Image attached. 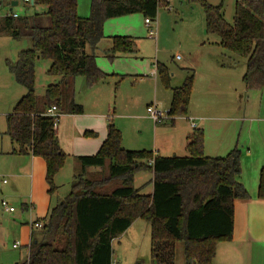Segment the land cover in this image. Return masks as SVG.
Here are the masks:
<instances>
[{
	"label": "trees",
	"instance_id": "16d2710c",
	"mask_svg": "<svg viewBox=\"0 0 264 264\" xmlns=\"http://www.w3.org/2000/svg\"><path fill=\"white\" fill-rule=\"evenodd\" d=\"M199 1L206 34L216 36L221 49L244 61L241 81L245 89L264 91V0H236L232 25L224 21L222 2L211 6ZM32 2L28 7H41L44 12L0 18V36L29 45L14 63H7L9 74L25 94L5 117V135L13 145V155L31 154L44 161L51 196L57 191L54 178L67 156L58 145L54 120L46 117L47 110L55 108L59 117L81 115L82 107L74 101L76 78H84L86 88L105 81L94 52L105 39L107 20L139 14L153 21L166 3L91 0L89 16L81 18L77 0ZM111 40V49L104 54L110 60L135 52L131 38ZM39 60L50 62L46 75L56 80L42 96L36 94ZM234 65L225 66L232 69ZM183 72L181 86L173 87L168 67L156 65L159 83L171 92L166 113L170 125L188 112L194 73ZM203 145V131L194 130L188 137L186 157L127 151L122 148L120 131L109 122L98 152L76 158L78 175L68 195L50 210L42 229L33 232L23 264H112V242L137 220L149 225L152 264H176L178 244L184 264H213L217 245L232 240L234 204L249 202L250 197L239 183L240 151L234 148L223 158H207ZM139 172L152 175L151 194L134 187ZM258 177L257 200L264 202V164Z\"/></svg>",
	"mask_w": 264,
	"mask_h": 264
},
{
	"label": "rangeland",
	"instance_id": "374dc122",
	"mask_svg": "<svg viewBox=\"0 0 264 264\" xmlns=\"http://www.w3.org/2000/svg\"><path fill=\"white\" fill-rule=\"evenodd\" d=\"M163 1L166 5L158 8L157 16L151 21L149 29L139 14L105 22L104 36L111 38L103 39L94 55L97 67L107 77L105 81L90 88L79 90L76 87L75 103L83 107V114L98 112V103L101 107V103L107 102L112 109L116 108L115 115H112L113 123L122 130L123 147L127 151H140L139 149H146L144 144L151 142V129L157 130L156 134H159L161 128H169L167 125H154L146 112L147 106L152 103L150 99L154 95V84L158 86L159 104L150 107L160 112L164 121L169 120L167 124L170 125L166 113L171 92L159 83L155 73L156 65L168 67L171 77L174 75L171 83L173 87L181 86L185 77L184 69L192 70L194 82L186 117L211 119L212 132L208 131L207 141L213 143L217 135L222 134L223 145H231L232 150L236 148L240 151L239 182L247 190L249 187L253 188L256 185L253 179L255 164L259 166L258 170L264 164V91L245 90L241 81L245 71L244 61L221 49L216 36L206 34L205 17L199 0ZM204 1L211 6L222 2L224 21L232 25L236 0ZM77 4L78 15L83 17L81 11L84 8L86 16L83 18L88 17L91 0H77ZM6 10L9 9H4V12ZM11 12L24 16L44 12V9L37 6L26 8L19 1L16 7L11 8ZM150 30L154 31V37H149ZM125 36H130L135 52L132 55L116 56L113 60L107 58L104 54L111 49V39ZM28 47L26 41L17 44L7 36H0V147H4L7 141L2 135L5 131L4 116L11 112L12 104L25 93L9 74L7 63H14L19 52ZM86 51L91 54L88 47ZM233 63L234 68H226V64ZM49 67L50 62L47 60H39L35 65L37 94L42 92L43 86L53 83L46 76ZM117 116L121 118L118 119ZM136 143L138 148H135ZM60 171L59 177L54 178L59 189L57 194L51 196L53 205L57 198L63 199L68 195L79 167L69 162ZM149 176L147 172H139L135 176L134 187L141 186V193L145 195L149 190ZM1 181L0 179V190L3 188ZM1 202L13 208L15 213L6 214L0 208V264H23L28 256L29 245L26 244L25 231H29L30 225L26 227L18 221L20 203L8 199L0 192ZM22 227L23 230H20ZM15 244L18 246L17 250L12 249ZM221 254L219 252L218 255ZM261 255L254 260H242V264H264V256ZM214 260L216 264L221 263L219 256ZM112 264H152L150 229L146 222L137 220L128 233L112 242ZM176 264H184L181 244L176 248Z\"/></svg>",
	"mask_w": 264,
	"mask_h": 264
},
{
	"label": "crops",
	"instance_id": "0c3cea01",
	"mask_svg": "<svg viewBox=\"0 0 264 264\" xmlns=\"http://www.w3.org/2000/svg\"><path fill=\"white\" fill-rule=\"evenodd\" d=\"M14 3L16 2H13V4ZM32 3L24 4L22 2L26 8L28 5H32ZM16 6L17 4L15 6L12 5V8ZM78 12L79 9L77 4V14ZM81 12H83L81 13V16H86L84 15V8ZM120 56L121 55H118L117 57ZM173 78L174 75L172 76V79ZM52 82L55 83L56 80L52 79ZM46 87L43 86L41 89L42 92L38 94L36 92V94L38 96H42ZM76 87L79 88V90L86 88L84 78H82V80H80V78H76L74 90ZM157 87L158 86L156 84L153 85L154 95L150 99V102L152 101V103H150L147 108L150 106L156 107L157 104H159V101L157 100L159 90ZM24 94L22 93L21 97L12 104L11 112L5 114L4 117L12 113L14 106L24 96ZM99 104L100 103L96 105L97 110H99L98 112L83 114L84 109L81 106L83 111L81 115H62L59 117L55 134L61 151L67 156L64 166H66L69 162L78 166L76 158L95 155L105 141L108 123L111 122L114 125V117H112V115H115L116 108L112 109L107 102L101 103V107ZM117 118L120 119L121 117L117 116ZM167 121L169 122V120H163L158 123L154 122V125H167L169 128H161L159 134H156L157 130L151 129V142H147L144 145L142 144L146 147V149H139L140 151L151 152L153 156L160 157H186L188 137L194 130L203 131L204 157L223 158L230 151H232L231 145H223L224 139L222 134H218L213 143H210V140L209 142L207 141L208 131L212 132V127L210 126L211 119L208 117L198 119H191L187 117L179 118L174 120L173 125L167 124ZM191 122L196 123L197 126L195 129L190 127ZM118 130L120 131L121 136H123L122 130ZM216 132L220 133V130H217ZM2 135L6 137L7 141L4 147H0V179L2 180L1 185L3 187L0 192L8 199H12L13 201L20 203L21 213L18 215V221L22 222V225L27 227L32 223L43 224V221L47 218L50 210L56 207L64 198L62 199L56 197V203L53 205L51 197L53 195L50 196L47 193L44 161L41 158L32 156L31 154L25 156L13 155L12 151L14 148L9 138L5 135V131ZM137 144L138 143H136L135 148H138ZM122 148L124 150H128L123 147V137ZM258 168L259 166L255 164V168L253 169V179L256 185H254L253 188L249 187L248 190L246 189L249 194L250 201L244 203L238 202L234 204L232 240L229 242H222L217 245L215 258L219 256L222 264H242V260H254V258H258L260 254H262V257L264 256V202L257 200L258 176L260 171ZM60 172L61 171H59V173ZM59 173L55 176V179L59 177ZM149 175L150 178L147 181V188L149 190L146 194L152 193V185L150 184L152 175ZM55 179L54 183H56ZM55 187L57 188V191L54 194H57L59 189L57 183ZM137 189L141 190V186ZM1 210L6 214L15 213V211L12 213L5 212L2 208ZM131 226L123 235L128 233ZM20 230H23V227ZM33 232L37 233L38 230L29 228V231H25L26 244H30L33 238ZM20 239L23 240L21 237ZM17 249L18 248H15L14 250ZM219 252L222 254L218 255ZM257 252L260 254H257ZM214 263L216 264L215 260L213 261V264Z\"/></svg>",
	"mask_w": 264,
	"mask_h": 264
},
{
	"label": "built area",
	"instance_id": "2783aa9c",
	"mask_svg": "<svg viewBox=\"0 0 264 264\" xmlns=\"http://www.w3.org/2000/svg\"><path fill=\"white\" fill-rule=\"evenodd\" d=\"M20 1H22L24 4L32 3V0H20ZM13 2H16V4L18 5L19 0H0V18H9V17L17 18L18 17L17 14H14L11 12ZM6 8H8L9 10L8 11L6 10L4 12V9H6ZM144 24H145L146 28L149 29L151 27L150 26L151 20H149V19L144 20ZM154 35H155L154 31L150 30L149 31V37H154ZM147 114L149 115L150 119L155 123H158V122L165 120V118L162 116V114L160 112L156 111L152 107L147 108ZM46 117L52 118L54 120V128L56 130V127H57V124L59 121V116L57 115L56 109L53 107L48 109L46 112ZM196 126L197 125L195 122H191L190 127L192 129H195ZM1 208L5 212H9V213H12L14 211V209L9 208L5 202H1ZM42 227H43V224H41V223H32L30 225V228L33 230H41ZM12 248L13 249L18 248L17 244L13 245Z\"/></svg>",
	"mask_w": 264,
	"mask_h": 264
},
{
	"label": "water",
	"instance_id": "95a60500",
	"mask_svg": "<svg viewBox=\"0 0 264 264\" xmlns=\"http://www.w3.org/2000/svg\"><path fill=\"white\" fill-rule=\"evenodd\" d=\"M15 5H16V3L13 4V6H15Z\"/></svg>",
	"mask_w": 264,
	"mask_h": 264
}]
</instances>
